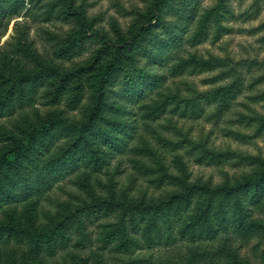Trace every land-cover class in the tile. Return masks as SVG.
I'll list each match as a JSON object with an SVG mask.
<instances>
[{
    "label": "trees",
    "instance_id": "1",
    "mask_svg": "<svg viewBox=\"0 0 264 264\" xmlns=\"http://www.w3.org/2000/svg\"><path fill=\"white\" fill-rule=\"evenodd\" d=\"M63 2L56 0L49 16L57 11L85 29V18ZM200 3L154 0L150 22L131 39L115 43L85 30L60 50L58 59H71L85 52L86 42H98L86 69L94 80L82 105L85 88H69L70 76L62 78L53 102L59 114L13 133L10 149L0 155V264H111V256L119 257L118 264H250L240 250L252 241L264 264V162L213 150L170 122L205 118L219 124L235 107L264 102V92L246 95L264 83V76L249 81L261 63L204 59L192 51L213 31L217 39L228 31L223 23L230 12L201 9ZM24 8L25 0H0V25ZM215 71L207 84L230 83L204 92L177 83ZM53 72L47 68L40 78L0 84V127L4 119L28 117ZM78 110V116L66 115ZM233 124L252 133L226 131L232 140L251 145L264 137L262 116L240 115ZM185 159L249 165L256 172L233 186L212 187L191 181ZM56 191L66 201L52 199ZM45 204L54 210L44 213ZM182 250L186 255L172 254Z\"/></svg>",
    "mask_w": 264,
    "mask_h": 264
},
{
    "label": "rangeland",
    "instance_id": "2",
    "mask_svg": "<svg viewBox=\"0 0 264 264\" xmlns=\"http://www.w3.org/2000/svg\"><path fill=\"white\" fill-rule=\"evenodd\" d=\"M35 1V0H34ZM56 0H45L30 4V0H25V8L20 14L3 19L0 25V84H12L13 80L34 78L51 68L53 74H47L42 82V87L34 107L28 109V117L19 114L10 119L3 120L0 133L8 135L0 136V155L10 149L13 133H23L28 128V123L37 120H47L54 114H59L61 107H55L53 102L56 90L63 79L70 76L69 88L83 86L86 90V104L89 93L88 88L94 80V74H86V69L91 68L96 51L100 44L94 40L84 44V53L71 59H58L60 50L67 42L73 39L78 32L85 30L89 33L100 31L106 34L110 40L117 43L121 40L131 39L132 36L142 26H146L151 19L154 0H64L63 7L67 10L70 6L71 12L81 14L87 23L85 29L80 28L75 18L65 20L57 17L56 13L49 16V8ZM201 9L223 8L230 12L223 27L228 31L224 32L221 38L217 39L215 31L207 42L191 49L199 57L209 59L210 57L228 58L234 63L240 61H256L262 64V70L256 71L249 77V81H254L264 76V29L257 31L264 25V0H201ZM186 51H189L186 50ZM186 51L182 54L187 56ZM94 70V69H92ZM82 76H79V72ZM89 71V70H88ZM91 71V69H90ZM92 72V71H91ZM219 74L218 71L204 73L200 75H185L177 80L182 86H188L198 92L208 91L223 85H228L230 81H224L215 85L207 84V80L213 79ZM264 92V83L256 88L252 93L246 95H258ZM243 97L240 102H243ZM64 106V104H63ZM62 106V107H63ZM250 108V110H249ZM249 108L242 106L235 107L224 122L216 124L205 118L198 121L170 119L184 133L195 141L207 143L208 146L218 152L237 153L249 157H257L264 162V137L256 140L251 145H245L225 136L226 131H240L251 134L252 131L244 127L236 126L233 121L240 115L256 114L264 117V102L251 105ZM210 108L208 113L213 111ZM79 110L66 113L68 117L78 116ZM166 124L165 121L162 122ZM191 181L197 184H208L212 187L220 185L233 186L243 180L247 175H253L256 170L249 165L229 164L222 167L198 165L192 159H185ZM257 169V168H256ZM124 184L127 180L122 181ZM147 185L142 181L140 188L147 189ZM156 197L162 198L161 192H153ZM68 197L56 191L52 193V199L66 201ZM44 213L53 211L51 205L42 206ZM257 244L252 241L250 245L240 250L241 257L250 264H262L256 259L252 248ZM264 248V246L262 247ZM165 253V252H163ZM186 255L185 251H175L172 254L179 258V254ZM143 255V254H142ZM177 255V256H176ZM108 261L113 264L119 263V257H108Z\"/></svg>",
    "mask_w": 264,
    "mask_h": 264
}]
</instances>
